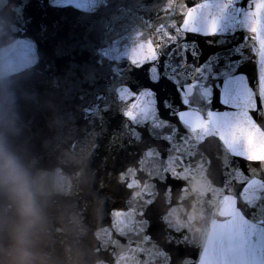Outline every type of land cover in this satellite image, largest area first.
I'll return each mask as SVG.
<instances>
[{"label": "water", "instance_id": "95a60500", "mask_svg": "<svg viewBox=\"0 0 264 264\" xmlns=\"http://www.w3.org/2000/svg\"><path fill=\"white\" fill-rule=\"evenodd\" d=\"M103 2L0 0V147L25 169L37 193L47 217V241L42 250L49 264H166L158 246L141 243L131 232L117 235L123 230L119 225L127 220L117 215L114 221L112 215L123 206L116 170L132 150L127 137L121 139L124 129L119 114L105 112L101 119L97 111H90L96 95H107L106 89L113 83L114 39L130 44L137 28L156 22L162 0H109L108 7L97 10ZM185 2L194 7L204 0ZM118 8L125 10L122 15ZM117 15L120 21L102 46L96 43L92 47L101 34L100 25ZM187 36L200 41L202 55L197 63L218 51L205 44L203 37ZM188 63L192 64L191 55ZM242 70L250 77L256 74L252 64ZM220 91L214 90L207 108L227 110L220 103ZM216 145L213 140L216 158L212 169L206 158L200 164L193 157L197 167L181 180H170L174 185L184 184L183 190L174 187L168 193L162 184L158 188L152 185L151 178L145 181L149 187L142 195L153 194L165 229L161 242L169 231L185 236L193 261L184 264H198L214 229L226 222L216 202L221 192L213 183L218 185L226 176L236 194L247 186L246 181L264 179V169L257 168V174L251 176L248 161L231 157L222 146L217 154ZM172 148L171 155L167 147L161 148L156 166L167 165L169 159L176 166L177 157L188 150L183 142ZM225 157L237 161L238 168L225 163ZM245 196L259 205L256 219L264 218V202L257 199L264 197V189L253 185L247 194H241V207H245ZM12 213L11 202L0 196V216Z\"/></svg>", "mask_w": 264, "mask_h": 264}, {"label": "snow or ice", "instance_id": "6c2138e0", "mask_svg": "<svg viewBox=\"0 0 264 264\" xmlns=\"http://www.w3.org/2000/svg\"><path fill=\"white\" fill-rule=\"evenodd\" d=\"M108 6L109 0H104L97 10ZM158 9L161 15L156 22L137 28L130 44L114 39L113 83L106 89L107 95H96L90 111H97L101 119L105 112L119 114L124 129L121 139L127 137L132 150L116 170L123 206L112 215L114 221L117 215L127 220H122L119 228L123 230L117 235L134 233L141 243L162 249L166 264H184L193 261L185 236L169 231L161 242L165 229L153 194L142 195L149 187L145 181L151 178L152 185L158 188L162 184L168 193L174 187L183 190L184 184L174 185L170 180H181L198 163H205V158L212 169L216 158L213 140L217 154L222 146L231 157L248 161L251 176L257 174V168L264 169V0H204L194 7L185 0H162ZM124 11L118 8L121 15ZM120 18L117 15L102 23L101 34L91 46L96 48L99 43L101 47ZM221 20L225 22L221 24ZM189 33L205 38L203 42L218 51L197 63L202 55L200 41L189 39ZM247 64L256 70L252 77L242 70ZM181 68L185 71H179ZM217 88L225 111L206 107ZM176 142L188 146L177 157V165L169 159L167 165L156 166L161 148L167 147L171 155ZM193 157L198 160L195 165ZM225 163L238 168V162L228 157ZM154 172L163 175L157 177ZM245 183L236 194L226 176L218 185L213 183L221 192L216 202L226 222L214 229L198 264H264V218L256 219L259 205L247 196L242 201L245 207L238 203V197L253 185L264 189V179ZM257 199L264 202V197ZM124 206L131 211L126 212Z\"/></svg>", "mask_w": 264, "mask_h": 264}, {"label": "clouds", "instance_id": "9594fccd", "mask_svg": "<svg viewBox=\"0 0 264 264\" xmlns=\"http://www.w3.org/2000/svg\"><path fill=\"white\" fill-rule=\"evenodd\" d=\"M0 196L13 205L11 216H0V264H49L43 247L47 217L25 169L0 147Z\"/></svg>", "mask_w": 264, "mask_h": 264}]
</instances>
